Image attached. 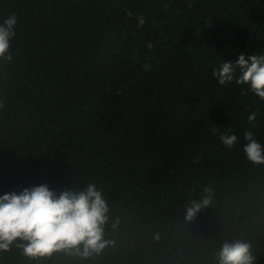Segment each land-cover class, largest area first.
Listing matches in <instances>:
<instances>
[{
    "label": "trees",
    "instance_id": "16d2710c",
    "mask_svg": "<svg viewBox=\"0 0 264 264\" xmlns=\"http://www.w3.org/2000/svg\"><path fill=\"white\" fill-rule=\"evenodd\" d=\"M10 15L0 196L94 183L119 227L87 260L13 247L0 264H217L234 240L264 264V165L243 151L249 131L264 145V100L236 83L239 71L224 86L212 75L264 55V0H0V24ZM207 186L211 206L187 221Z\"/></svg>",
    "mask_w": 264,
    "mask_h": 264
},
{
    "label": "clouds",
    "instance_id": "9594fccd",
    "mask_svg": "<svg viewBox=\"0 0 264 264\" xmlns=\"http://www.w3.org/2000/svg\"><path fill=\"white\" fill-rule=\"evenodd\" d=\"M17 24L15 15L0 24V62L13 61L11 42L16 36ZM212 75L221 86L236 79L237 84L248 85L255 96L264 100V55L246 57L241 54L235 63L224 62ZM4 108L0 102V110ZM256 118L255 112L248 115L249 122ZM220 139L228 149L238 143L234 134H221ZM245 140L246 160L254 166L264 165V145L251 131L245 133ZM214 195L212 187H204L200 198L192 200L187 208L186 220L193 221L198 213L209 208ZM110 211L103 191L94 183H89L83 190L69 189L59 194L47 185L24 189L19 194H5L0 196V252L16 247L29 258L67 252L87 260L115 243L106 238L109 224L113 230L119 227V219L113 222ZM216 261L217 264H256L253 245L244 240L226 241L219 249Z\"/></svg>",
    "mask_w": 264,
    "mask_h": 264
}]
</instances>
